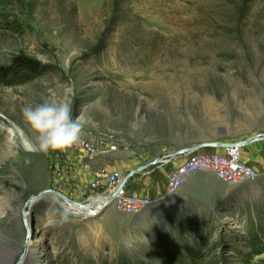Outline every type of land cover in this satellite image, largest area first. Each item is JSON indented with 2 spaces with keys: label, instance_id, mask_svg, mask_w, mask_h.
Returning a JSON list of instances; mask_svg holds the SVG:
<instances>
[{
  "label": "rangeland",
  "instance_id": "1",
  "mask_svg": "<svg viewBox=\"0 0 264 264\" xmlns=\"http://www.w3.org/2000/svg\"><path fill=\"white\" fill-rule=\"evenodd\" d=\"M15 57L43 73L0 84V264H264V195L81 219L65 209L93 202L81 154L19 147L23 109L53 97L97 147L102 129L264 132V0H0V65Z\"/></svg>",
  "mask_w": 264,
  "mask_h": 264
},
{
  "label": "crops",
  "instance_id": "2",
  "mask_svg": "<svg viewBox=\"0 0 264 264\" xmlns=\"http://www.w3.org/2000/svg\"><path fill=\"white\" fill-rule=\"evenodd\" d=\"M102 130H105L106 136H101L106 140L102 141V146H96L98 156L96 163L91 168L93 171L98 170L105 173L120 171L124 176L128 172L136 171L127 180L125 187L128 191L151 202L145 211L136 215L139 218L163 215L166 212L195 214L203 209L213 211L221 207L225 211L226 209L236 210L246 199L251 200L255 197V194L264 195V141L250 142L239 148L241 161L259 174L255 179L228 187L218 181L212 173L195 172L186 179L176 194L167 196L165 195V185L168 177L189 156L184 154L172 157L171 154L181 148L191 146L193 144L192 135L195 133L201 136L202 132H207L206 129L195 127L189 123L177 128H169L158 136L134 135L135 132L130 133L121 129ZM206 134L210 137L201 138L200 142L215 141L233 145L247 142L256 136H263L264 132H255L244 128L239 131V129L230 127V129L227 128V134L225 133L221 137ZM222 151L223 149H206L197 153L219 154ZM152 162L155 164L144 167ZM139 168L142 169L138 170Z\"/></svg>",
  "mask_w": 264,
  "mask_h": 264
},
{
  "label": "built area",
  "instance_id": "3",
  "mask_svg": "<svg viewBox=\"0 0 264 264\" xmlns=\"http://www.w3.org/2000/svg\"><path fill=\"white\" fill-rule=\"evenodd\" d=\"M77 151L83 159V169L91 172L88 190L94 195L93 201L107 199V207L115 213L127 216L140 215L150 205V201L130 192L122 184L124 175L120 171L105 173L93 171L91 166L96 163L97 147L88 140L81 139L79 143L68 148ZM195 172H209L228 187H234L242 182L251 181L259 174L241 161L240 149L232 145L221 153L191 154L172 173L165 185V195L172 196Z\"/></svg>",
  "mask_w": 264,
  "mask_h": 264
},
{
  "label": "clouds",
  "instance_id": "4",
  "mask_svg": "<svg viewBox=\"0 0 264 264\" xmlns=\"http://www.w3.org/2000/svg\"><path fill=\"white\" fill-rule=\"evenodd\" d=\"M71 94L65 88V96ZM23 119L31 129L35 139L21 136L19 147L26 152L63 151L79 143L84 134L85 120L73 116L67 99L50 100L35 106H27L22 112Z\"/></svg>",
  "mask_w": 264,
  "mask_h": 264
},
{
  "label": "water",
  "instance_id": "5",
  "mask_svg": "<svg viewBox=\"0 0 264 264\" xmlns=\"http://www.w3.org/2000/svg\"><path fill=\"white\" fill-rule=\"evenodd\" d=\"M217 137H221L223 136V133L220 131L217 130ZM199 140H201V137L198 135V134H193L192 137H191V141L193 142V144L191 146H186L184 148H181L180 150L174 152L173 154H171L172 157H175V156H179V155H184V154H188V155H191V154H195L197 152H200V151H203V150H215V149H227L229 148L230 146L232 145H228V144H221L220 142H215V141H211V142H200ZM258 142V141H264V135L262 136H256L254 139L252 140H249L247 142H241V143H236V144H233L235 146H237L238 148H241V147H244L246 145H248L250 142ZM155 162H152L150 164H147L145 165L144 167H148V166H151V165H154ZM142 168H139L138 170H140ZM136 173V171H133V172H128L127 174H125L124 176V179H123V185L125 186V183L127 182V180L129 178H131L134 174ZM100 202H103V206H104V209L106 208L107 209V199H104V200H95L93 202H91L90 204L88 205H80V204H77V203H72L73 206L79 208V209H87L88 213H91V207L94 205V204H97V203H100ZM66 204H69V202L66 201Z\"/></svg>",
  "mask_w": 264,
  "mask_h": 264
},
{
  "label": "trees",
  "instance_id": "6",
  "mask_svg": "<svg viewBox=\"0 0 264 264\" xmlns=\"http://www.w3.org/2000/svg\"><path fill=\"white\" fill-rule=\"evenodd\" d=\"M42 73L43 70L32 61L15 57L9 63L0 65V84L5 86L24 84L36 79Z\"/></svg>",
  "mask_w": 264,
  "mask_h": 264
},
{
  "label": "bare ground",
  "instance_id": "7",
  "mask_svg": "<svg viewBox=\"0 0 264 264\" xmlns=\"http://www.w3.org/2000/svg\"><path fill=\"white\" fill-rule=\"evenodd\" d=\"M94 205L93 207H91V210H92L91 213H88L87 209H79L75 206H69V207H66L65 209L66 211H68L70 214L74 216H78L81 219H86V218H91L93 215H95V212L99 210L100 208H104L103 202L97 203L96 204L97 206H94Z\"/></svg>",
  "mask_w": 264,
  "mask_h": 264
}]
</instances>
